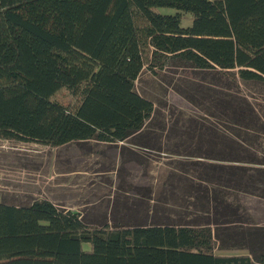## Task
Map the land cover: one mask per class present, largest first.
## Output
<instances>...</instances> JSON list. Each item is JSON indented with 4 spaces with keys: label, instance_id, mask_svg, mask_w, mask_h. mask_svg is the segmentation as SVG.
I'll return each mask as SVG.
<instances>
[{
    "label": "trees",
    "instance_id": "trees-1",
    "mask_svg": "<svg viewBox=\"0 0 264 264\" xmlns=\"http://www.w3.org/2000/svg\"><path fill=\"white\" fill-rule=\"evenodd\" d=\"M169 61L264 87V0H0V140L50 148L94 140L134 157V147L148 149L155 117L134 82ZM215 106L238 122L205 126L207 152L178 167L209 191L202 220L87 227L46 199L0 203V264H264V231L245 229L235 196L264 199V120L231 96ZM179 175L165 184L177 186ZM240 248L248 254L214 253Z\"/></svg>",
    "mask_w": 264,
    "mask_h": 264
},
{
    "label": "rangeland",
    "instance_id": "rangeland-1",
    "mask_svg": "<svg viewBox=\"0 0 264 264\" xmlns=\"http://www.w3.org/2000/svg\"><path fill=\"white\" fill-rule=\"evenodd\" d=\"M154 12L174 14L170 8L158 7ZM190 22V15L183 14L180 24L187 27ZM134 89L155 109L154 119L146 125L153 135L143 139L148 149L134 147L132 157L130 149L120 151V144L94 140L53 148L0 140V203L19 207L34 199L57 201L56 206L78 213L87 227L116 222L176 224L181 214H189L191 221L198 222L202 220L200 216L208 215L206 185L192 186L198 183L196 176L191 171L181 173L178 167L186 163L180 162L207 152L206 140L212 131L205 126L220 130L238 122L225 117L222 109L215 106L220 96L246 101L250 109L244 112L250 110L264 120V87L256 83L236 87L224 79L217 80L211 72L169 61L157 74L142 70ZM63 94L59 93L57 98L66 100ZM198 130H203L202 136ZM132 143L137 141H127L128 145ZM179 173L177 186L165 184ZM189 176V182L184 183L183 178ZM63 187L64 201L59 194ZM235 196L247 214L242 221L245 229L264 231V199L249 193ZM87 248L85 244L84 249ZM214 253L248 254V249H216Z\"/></svg>",
    "mask_w": 264,
    "mask_h": 264
},
{
    "label": "crops",
    "instance_id": "crops-1",
    "mask_svg": "<svg viewBox=\"0 0 264 264\" xmlns=\"http://www.w3.org/2000/svg\"><path fill=\"white\" fill-rule=\"evenodd\" d=\"M62 189H63V190H62L63 193H61V190H60V191H59V194H60V196L63 198V201H64L65 198H66V197H65V196H66V194H65V192H66V187H63ZM46 200H48V201H49L52 205H54V206H55L56 203H58L57 201L54 202V201H50L49 199H46ZM8 205H10V204H8ZM12 206H16V205H12Z\"/></svg>",
    "mask_w": 264,
    "mask_h": 264
}]
</instances>
